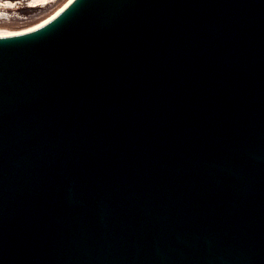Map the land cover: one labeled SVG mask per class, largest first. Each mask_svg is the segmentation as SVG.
Returning <instances> with one entry per match:
<instances>
[{
    "label": "water",
    "instance_id": "1",
    "mask_svg": "<svg viewBox=\"0 0 264 264\" xmlns=\"http://www.w3.org/2000/svg\"><path fill=\"white\" fill-rule=\"evenodd\" d=\"M0 264H264V0L0 33Z\"/></svg>",
    "mask_w": 264,
    "mask_h": 264
},
{
    "label": "rangeland",
    "instance_id": "2",
    "mask_svg": "<svg viewBox=\"0 0 264 264\" xmlns=\"http://www.w3.org/2000/svg\"><path fill=\"white\" fill-rule=\"evenodd\" d=\"M13 1V7L0 5V29L15 30L33 25L52 13L64 0H48L35 4H30L29 0Z\"/></svg>",
    "mask_w": 264,
    "mask_h": 264
},
{
    "label": "bare ground",
    "instance_id": "3",
    "mask_svg": "<svg viewBox=\"0 0 264 264\" xmlns=\"http://www.w3.org/2000/svg\"><path fill=\"white\" fill-rule=\"evenodd\" d=\"M31 1L30 4H35L38 2H45L48 0H29ZM70 0H64L61 5H59L52 13H50L47 17H45L44 19L40 20L39 22L30 25L28 27L25 28H30V27H34V26H38L41 25L42 23L46 22L47 20L51 19L54 15H56L60 10H62L68 3ZM0 5H3L4 7H13L15 5V2L13 0H1L0 1ZM25 28H21V29H25ZM15 30H20V29H15ZM15 30H5V29H0V33H5V32H10V31H15Z\"/></svg>",
    "mask_w": 264,
    "mask_h": 264
}]
</instances>
